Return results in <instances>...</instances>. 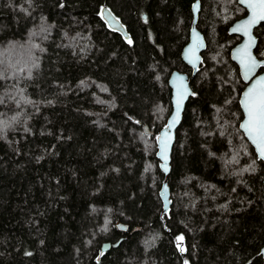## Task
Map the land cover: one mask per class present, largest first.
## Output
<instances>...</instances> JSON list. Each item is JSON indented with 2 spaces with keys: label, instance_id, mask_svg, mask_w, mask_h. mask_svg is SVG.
<instances>
[{
  "label": "trees",
  "instance_id": "trees-1",
  "mask_svg": "<svg viewBox=\"0 0 264 264\" xmlns=\"http://www.w3.org/2000/svg\"><path fill=\"white\" fill-rule=\"evenodd\" d=\"M192 2L0 0V264H264L263 162L239 129L226 32L234 0H200L207 45L167 176L155 156L168 77L191 73ZM256 35L262 58L264 23Z\"/></svg>",
  "mask_w": 264,
  "mask_h": 264
},
{
  "label": "water",
  "instance_id": "water-1",
  "mask_svg": "<svg viewBox=\"0 0 264 264\" xmlns=\"http://www.w3.org/2000/svg\"><path fill=\"white\" fill-rule=\"evenodd\" d=\"M239 4L244 6L247 13L242 18L234 21L228 28L229 34H237L241 37L239 42L233 45L229 50V57L238 67V72L241 80L244 83V87L240 92L238 103L242 112V118L239 121V129L243 133L244 137L253 147L257 158L263 162V175H264V158L261 157L260 151L253 142L252 137L249 134L244 125L248 122V110L245 107V103L250 100V90L259 91L261 87V81H264V69L259 72L260 68H264V59H258L254 54V48L257 43V39L253 34V29L264 20H257L250 27H242L245 22L252 19L253 9L248 5L254 0H238ZM200 10L199 0H193L191 3V24L188 33V40L184 44L181 50L182 61L191 68V73L187 74L179 70H173L168 77V86L171 90V111L166 119L165 125L160 128L156 135V152L155 156L159 161V168L167 176L170 172L171 153L173 144L175 141L176 130L181 122L182 114L185 105L192 94V88L189 83L190 78H193L198 71V67L202 61V52L206 48V41L202 32L197 28L198 13ZM100 17L105 22L106 26L117 33H119L124 39H129L130 35L126 29V26L117 18L107 5H103L100 8ZM239 30L234 31V29ZM251 57V59H249ZM255 95V92L252 93ZM143 130L146 134H154L153 129H149L147 125L143 126ZM264 188V179H263ZM159 197L162 202L163 212L169 209L171 204L169 188L167 185V179L163 180L162 186L159 190ZM116 227L119 231L126 232L128 225L124 223H117ZM139 226H135L130 232L139 230ZM122 238L117 241L103 242L100 247V253L109 250L111 247L118 246ZM260 253L264 261V245L261 247Z\"/></svg>",
  "mask_w": 264,
  "mask_h": 264
},
{
  "label": "snow or ice",
  "instance_id": "snow-or-ice-1",
  "mask_svg": "<svg viewBox=\"0 0 264 264\" xmlns=\"http://www.w3.org/2000/svg\"><path fill=\"white\" fill-rule=\"evenodd\" d=\"M248 6L253 9V17L242 26L245 28L250 27L257 20H264V0H254ZM237 30L239 28L234 29V31ZM253 92H255L254 96L252 95ZM249 95L251 98L245 103L249 119L244 127L249 131L253 142L256 143L260 151L261 157L264 158V81H261L259 91L250 90ZM177 239L182 241L183 237H178Z\"/></svg>",
  "mask_w": 264,
  "mask_h": 264
},
{
  "label": "flooded vegetation",
  "instance_id": "flooded-vegetation-1",
  "mask_svg": "<svg viewBox=\"0 0 264 264\" xmlns=\"http://www.w3.org/2000/svg\"><path fill=\"white\" fill-rule=\"evenodd\" d=\"M235 1V3H236V11L235 12H233V15H232V20H231V22H230V24L227 26V29H226V32H227V34L228 35H233L234 37H236L237 38V41L233 44V45H235L237 42H239V40L241 39V37L239 36V35H237V34H229L228 33V28H229V26L234 22V21H236V20H238V19H240V18H242L243 16H245L246 15V13H247V10H246V8L244 7V6H242L241 4H239V2H238V0H234ZM199 2H200V0H199ZM191 8V7H190ZM262 23H264V21H262V22H260L259 23V25L258 26H256L254 29H253V34L255 35V37H256V39H257V42H258V37H257V35H256V33H257V29L259 28V26L262 24ZM198 28V27H197ZM190 29V28H189ZM199 29V28H198ZM200 30V29H199ZM201 31V30H200ZM189 33V32H188ZM203 34V33H202ZM204 35V34H203ZM204 38H205V36H204ZM206 41V40H205ZM207 45V44H206ZM232 45V46H233ZM231 46V47H232ZM256 47H257V43H256V46H255V48H254V54H255V50H256ZM255 56H256V54H255ZM257 57V56H256ZM258 59H264V57H257ZM234 63V62H233ZM236 65V64H235ZM237 66V65H236ZM264 68L262 67V68H260V70H259V72H261L262 70H263Z\"/></svg>",
  "mask_w": 264,
  "mask_h": 264
},
{
  "label": "rangeland",
  "instance_id": "rangeland-1",
  "mask_svg": "<svg viewBox=\"0 0 264 264\" xmlns=\"http://www.w3.org/2000/svg\"><path fill=\"white\" fill-rule=\"evenodd\" d=\"M153 135V134H152Z\"/></svg>",
  "mask_w": 264,
  "mask_h": 264
}]
</instances>
